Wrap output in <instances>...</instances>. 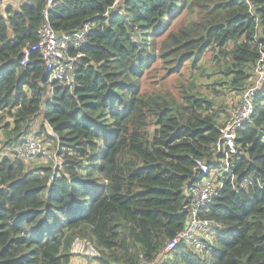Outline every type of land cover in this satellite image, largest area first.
Returning <instances> with one entry per match:
<instances>
[{"label": "trees", "instance_id": "1", "mask_svg": "<svg viewBox=\"0 0 264 264\" xmlns=\"http://www.w3.org/2000/svg\"><path fill=\"white\" fill-rule=\"evenodd\" d=\"M47 2L0 12V143L8 149L0 154V264H70L79 239L100 264H264V85L237 132L235 184L203 212L222 230L202 252L181 243L156 262L187 222L195 160L212 164L227 101L236 103L263 58L264 0L56 1L48 15L57 32L91 30L78 86L55 83L49 99L40 53L21 63ZM185 13L188 22L169 30ZM156 60L177 79L147 93L143 78ZM30 137L49 150L56 142L66 157L53 181L52 163L16 150Z\"/></svg>", "mask_w": 264, "mask_h": 264}, {"label": "built area", "instance_id": "2", "mask_svg": "<svg viewBox=\"0 0 264 264\" xmlns=\"http://www.w3.org/2000/svg\"><path fill=\"white\" fill-rule=\"evenodd\" d=\"M59 0H48L47 10L39 29V40L23 50V65L28 64L33 52H39L45 65V74L48 76L50 88L47 98L53 96L55 83L64 88L73 90L77 84L76 66L85 54L81 51L87 43V36L91 24H84L73 32H57L49 21L48 12ZM10 0H0V8L5 7ZM73 50L76 53H73ZM264 85V55L254 71L251 83L240 95L228 122L220 128L219 142L214 147L215 155L212 164L206 159H196L194 175L185 184L187 196L188 218L183 230L172 238L156 262L164 260L167 255L181 243H190L199 252L204 251L213 243L214 234L222 230V225L213 219L203 216V212L222 192L227 181L235 184L234 171L238 148L236 144L237 132L254 114V98ZM48 132L59 139L53 128L47 124ZM52 129V131H51ZM48 142L39 137H30L18 147L20 157L27 161L39 160L47 151ZM56 168V169H55ZM53 169L50 181L55 179L57 166ZM160 260V261H159Z\"/></svg>", "mask_w": 264, "mask_h": 264}, {"label": "rangeland", "instance_id": "3", "mask_svg": "<svg viewBox=\"0 0 264 264\" xmlns=\"http://www.w3.org/2000/svg\"><path fill=\"white\" fill-rule=\"evenodd\" d=\"M189 20V16L185 13L181 16H179L177 19H175L170 27L169 30L175 29L178 26L187 23ZM159 38L157 40L158 42V48H159ZM212 56V52H209L207 56L202 60L204 62V65L208 66L210 65V58ZM166 69L164 68L163 62L160 60L154 61L149 68L147 69L144 78H143V90L147 93H152L154 90L158 88H167L171 87L175 81L176 77H170L166 78ZM203 82H206V79H203ZM203 91H205L207 94H210V89L202 87L198 85ZM240 97V96H239ZM239 97L236 101V103L239 100ZM230 100V99H227ZM229 104H231L232 108L230 109V115L232 114L233 109L235 108L234 105H236L235 101L233 104L232 101H227ZM234 106V107H233ZM41 122V121H40ZM42 123V122H41ZM52 131V129H51ZM47 134V133H46ZM28 139V138H27ZM48 146V145H47ZM46 146V148H47ZM50 150L47 149L46 153L39 158V162L43 164L47 163H52L53 169L57 166V170L62 168V165L64 164V161H66V157L62 154L59 153V148L57 146V143H51L49 146ZM2 145L0 143V154H6L8 153L7 151H2ZM33 164V163H31ZM56 169V168H55ZM98 251L92 246V244L88 243L87 240L85 239H79L77 242H75L74 247H73V255L71 258V263L70 264H100V262L97 260L98 256ZM117 264V263H116Z\"/></svg>", "mask_w": 264, "mask_h": 264}, {"label": "crops", "instance_id": "4", "mask_svg": "<svg viewBox=\"0 0 264 264\" xmlns=\"http://www.w3.org/2000/svg\"><path fill=\"white\" fill-rule=\"evenodd\" d=\"M23 0H10V2L7 4V5H12L15 9H19L20 7V4ZM6 5V6H7ZM4 9V7L0 8V12H3L2 10ZM41 138V137H39ZM4 151H7L8 152V149L7 148H2ZM2 150V151H3ZM18 151V148L16 149Z\"/></svg>", "mask_w": 264, "mask_h": 264}, {"label": "water", "instance_id": "5", "mask_svg": "<svg viewBox=\"0 0 264 264\" xmlns=\"http://www.w3.org/2000/svg\"><path fill=\"white\" fill-rule=\"evenodd\" d=\"M46 99H48L47 97H46ZM188 223V222H187Z\"/></svg>", "mask_w": 264, "mask_h": 264}]
</instances>
